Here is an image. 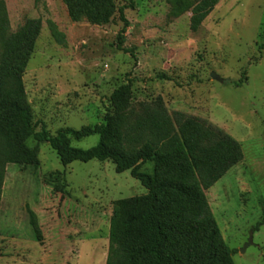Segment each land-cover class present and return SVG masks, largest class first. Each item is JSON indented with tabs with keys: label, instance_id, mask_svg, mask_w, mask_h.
Listing matches in <instances>:
<instances>
[{
	"label": "rangeland",
	"instance_id": "obj_1",
	"mask_svg": "<svg viewBox=\"0 0 264 264\" xmlns=\"http://www.w3.org/2000/svg\"><path fill=\"white\" fill-rule=\"evenodd\" d=\"M199 1L111 0L114 13L103 26L72 20L64 0L0 4L10 33L28 20L42 21L23 77L37 132L45 127L55 136L103 124L111 95L131 81L130 125L161 99L170 115L206 120L235 139L244 159L206 197L225 246L236 251L233 264H264V0H221L193 32L191 13ZM131 3L123 49L135 57L117 45L123 29L118 9ZM51 24L64 44L53 39ZM70 137L81 150L100 142L98 135ZM27 145L38 146V165L6 168L0 264H106L115 202L148 191L130 172L118 174L111 161L63 166L49 144L30 139ZM143 171L152 173L153 165ZM28 209L37 216L41 240Z\"/></svg>",
	"mask_w": 264,
	"mask_h": 264
},
{
	"label": "trees",
	"instance_id": "obj_2",
	"mask_svg": "<svg viewBox=\"0 0 264 264\" xmlns=\"http://www.w3.org/2000/svg\"><path fill=\"white\" fill-rule=\"evenodd\" d=\"M72 20L85 18L94 26L110 23L111 0H64ZM221 0H200L193 8L190 28L197 32ZM118 9L123 23L118 49H123L129 21ZM0 4V210L8 165H38V146L47 143L60 163L111 161L118 174L130 172L148 191L147 195L115 202L109 231L106 264H233L236 251L225 246L206 192L244 159L240 144L206 120L182 113L170 115L161 99L144 107L143 116L130 125L128 95L131 81L113 92L112 111L104 123L80 130L62 129L53 136L45 127L36 131L31 107L27 104L23 77L42 31L41 20H28L10 33L8 19ZM58 44L64 35L51 24ZM169 80L165 76L159 77ZM100 136L97 146L81 150L71 137L83 140ZM141 145L138 149L137 147ZM153 165L152 173L143 171ZM30 224L41 240L37 216L28 209Z\"/></svg>",
	"mask_w": 264,
	"mask_h": 264
},
{
	"label": "water",
	"instance_id": "obj_3",
	"mask_svg": "<svg viewBox=\"0 0 264 264\" xmlns=\"http://www.w3.org/2000/svg\"><path fill=\"white\" fill-rule=\"evenodd\" d=\"M211 77L213 79H216V80L220 81V78L215 73H213Z\"/></svg>",
	"mask_w": 264,
	"mask_h": 264
}]
</instances>
